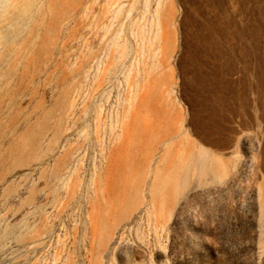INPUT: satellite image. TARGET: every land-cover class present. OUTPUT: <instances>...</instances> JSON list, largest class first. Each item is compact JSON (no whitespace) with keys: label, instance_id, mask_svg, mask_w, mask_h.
<instances>
[{"label":"rangeland","instance_id":"374dc122","mask_svg":"<svg viewBox=\"0 0 264 264\" xmlns=\"http://www.w3.org/2000/svg\"><path fill=\"white\" fill-rule=\"evenodd\" d=\"M0 0V264H263L264 0Z\"/></svg>","mask_w":264,"mask_h":264},{"label":"crops","instance_id":"0c3cea01","mask_svg":"<svg viewBox=\"0 0 264 264\" xmlns=\"http://www.w3.org/2000/svg\"><path fill=\"white\" fill-rule=\"evenodd\" d=\"M263 264H264V255H263Z\"/></svg>","mask_w":264,"mask_h":264},{"label":"bare ground","instance_id":"6f19581e","mask_svg":"<svg viewBox=\"0 0 264 264\" xmlns=\"http://www.w3.org/2000/svg\"><path fill=\"white\" fill-rule=\"evenodd\" d=\"M32 0H30L29 2H31Z\"/></svg>","mask_w":264,"mask_h":264}]
</instances>
